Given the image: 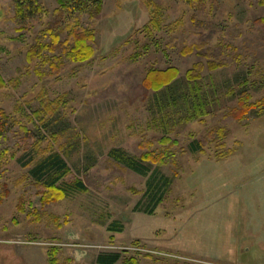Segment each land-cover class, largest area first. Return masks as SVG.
Wrapping results in <instances>:
<instances>
[{
	"label": "rangeland",
	"instance_id": "rangeland-1",
	"mask_svg": "<svg viewBox=\"0 0 264 264\" xmlns=\"http://www.w3.org/2000/svg\"><path fill=\"white\" fill-rule=\"evenodd\" d=\"M23 1L19 18L15 0H0V264H98L115 254L117 264H264V28L256 25L264 5L104 0L94 23L95 1L72 0L99 47L80 65L61 53L28 63L32 45L51 43L59 6ZM200 3L199 31L234 55L228 68L210 71L196 53L181 54ZM59 56L66 69L55 76L46 61ZM197 63L206 66L201 78L187 80ZM168 68L180 72L170 88L144 90L148 71ZM242 99L260 106L225 124ZM23 125L36 135L30 150ZM163 138L171 143L152 147L163 164L142 162L140 144ZM52 153L87 192L44 202L32 171Z\"/></svg>",
	"mask_w": 264,
	"mask_h": 264
},
{
	"label": "trees",
	"instance_id": "trees-1",
	"mask_svg": "<svg viewBox=\"0 0 264 264\" xmlns=\"http://www.w3.org/2000/svg\"><path fill=\"white\" fill-rule=\"evenodd\" d=\"M95 1V13L92 14V20L97 23L96 17L102 11V4L104 0H94ZM17 4V16L22 17L25 14L26 4L23 0H15ZM58 9L53 13V21L49 25L47 33L51 38V43L42 44L36 42L29 48L27 53V61L29 64L37 63L45 53H51L56 55L61 53L67 55L72 61L77 64L83 65L92 61L98 50V44L96 41L95 34L89 30L88 27H84L79 23V19L74 16L75 9L72 5V0H57ZM259 4L264 5V0H258ZM30 3L34 4L36 10L41 11L40 6H38L37 0H30ZM152 5V4H150ZM200 8L196 11L192 18L193 24H195L196 30L192 32L184 39V47L181 51L183 56H190L194 53L202 60L207 61V67L210 71H216L218 69L228 68L234 62V55H225L224 50L221 47L211 48L210 41L211 35H206L199 30L202 28L203 23L196 20L197 17L202 15L205 11V5L203 3L199 4ZM153 9V18L151 25L157 28V12L158 10L151 6ZM256 25L262 26L264 28V19L256 21ZM148 29L151 31L150 26ZM50 65L51 72L55 76H59L66 69V65L63 61L62 56L54 57L46 61ZM202 63H197L189 70L186 74L187 80L196 81L201 78V74L206 68ZM180 72L176 68H168L166 70L151 69L145 76L142 82V87L144 90L162 92L163 90L170 88L172 84L178 79ZM6 87L5 81L0 76V90ZM257 106H260V102L250 104L246 102V99H242L239 103V108L234 109L233 112L228 115L223 122L227 125L232 123H237L243 121L244 118ZM5 113L1 112V116ZM8 119L6 115L4 116ZM21 140L25 143L27 150L32 147L30 142L36 138L33 131H29L24 125L20 127ZM155 143H161L163 145L170 144L169 139H152L144 140L140 144V148L143 151L141 155V161L151 164H163V153L157 154L152 151V147ZM201 143L203 147L207 146V139H202ZM231 154L230 151L225 153H220L217 155L218 159L224 158L225 155ZM129 168L135 172L141 173L142 171L136 167V165L130 161ZM36 178L38 185L42 186L47 193L44 195L45 203L60 202L73 192L85 193L87 192V187L82 181L76 178L70 179L69 168L64 162L63 158L58 153H52L49 156L42 159V161L36 166L32 171ZM157 197V196H156ZM151 213V212H150ZM114 232H122V229L118 225H114L111 229ZM54 252V249H51ZM51 253V254H52ZM121 260V256L118 254L101 256L98 259V264H117ZM51 264H55L52 260ZM124 264H138L137 259L131 258L125 261Z\"/></svg>",
	"mask_w": 264,
	"mask_h": 264
}]
</instances>
